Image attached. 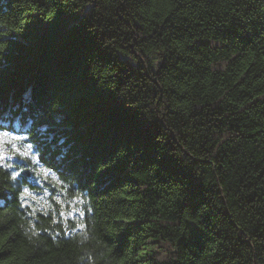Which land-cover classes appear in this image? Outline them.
Returning <instances> with one entry per match:
<instances>
[{
	"label": "trees",
	"instance_id": "obj_1",
	"mask_svg": "<svg viewBox=\"0 0 264 264\" xmlns=\"http://www.w3.org/2000/svg\"><path fill=\"white\" fill-rule=\"evenodd\" d=\"M0 131V264H264V0H0Z\"/></svg>",
	"mask_w": 264,
	"mask_h": 264
},
{
	"label": "rangeland",
	"instance_id": "obj_2",
	"mask_svg": "<svg viewBox=\"0 0 264 264\" xmlns=\"http://www.w3.org/2000/svg\"><path fill=\"white\" fill-rule=\"evenodd\" d=\"M30 151L31 148L23 141V135L0 131V164H6L11 168V162L20 164L24 160V155H27L31 160L33 157H30ZM22 171H27L29 176L32 174L28 169H23ZM40 194L43 193L41 192Z\"/></svg>",
	"mask_w": 264,
	"mask_h": 264
},
{
	"label": "water",
	"instance_id": "obj_3",
	"mask_svg": "<svg viewBox=\"0 0 264 264\" xmlns=\"http://www.w3.org/2000/svg\"><path fill=\"white\" fill-rule=\"evenodd\" d=\"M24 174L28 175V172L27 171H24Z\"/></svg>",
	"mask_w": 264,
	"mask_h": 264
}]
</instances>
